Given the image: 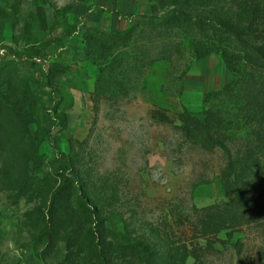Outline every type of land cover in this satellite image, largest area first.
<instances>
[{
	"label": "rangeland",
	"instance_id": "rangeland-1",
	"mask_svg": "<svg viewBox=\"0 0 264 264\" xmlns=\"http://www.w3.org/2000/svg\"><path fill=\"white\" fill-rule=\"evenodd\" d=\"M245 2L0 0V62L31 67L43 86L54 75L31 200L0 132V264H67L99 235L72 210L44 242L51 192L70 181L121 245L162 257L132 248L108 264H264V23L238 22ZM53 160L69 181L53 185Z\"/></svg>",
	"mask_w": 264,
	"mask_h": 264
},
{
	"label": "trees",
	"instance_id": "trees-1",
	"mask_svg": "<svg viewBox=\"0 0 264 264\" xmlns=\"http://www.w3.org/2000/svg\"><path fill=\"white\" fill-rule=\"evenodd\" d=\"M196 1L199 3L205 2V0ZM243 6L246 9L241 10L237 15L240 20L238 22H249L252 25L255 21L260 20L264 23V0H250V2H245ZM212 24L216 28L238 35L234 28L222 22ZM254 50L259 56H262L261 52L264 55V47ZM9 64L0 62V132L3 130L11 132L9 139H14V143L16 142L14 144L8 141L12 143V158L14 160L19 159L22 166L21 178L16 188L18 197L31 200L43 190L42 183L44 179L37 174L44 171L42 167L46 163L44 154L41 153V146L49 132L47 113L50 110L51 101H42V96L44 88L53 87L51 79L54 75L46 76V85L43 86L36 81L31 67H20L14 62ZM23 69L28 71V74ZM34 86H36L35 91L32 89ZM22 104L27 105L33 120L32 124L27 123L17 110V107ZM60 163L59 160H53L49 165L53 173L48 172V175L54 186H56L58 178L62 177L64 181H69L65 177V170L58 167ZM30 166H33L32 173L34 175H29V172H27ZM51 193L47 212L50 219V228L42 235L48 246H52L54 239L58 237V231L56 230L62 224L63 214H68L72 210L81 214L80 216L86 225L96 223L99 225V230H101L99 235H96L94 229L91 228L85 237V242L81 247L82 250L78 254L65 256L67 264H108V256L126 259L130 254L129 250L132 248L133 252L135 250L136 254L142 257L143 260L154 262L162 258L159 253L153 252L145 243H136L135 246L121 245L119 235L105 228V220L86 200L82 186H78L72 181H70V184L64 182ZM112 240H115L118 244L114 246Z\"/></svg>",
	"mask_w": 264,
	"mask_h": 264
}]
</instances>
